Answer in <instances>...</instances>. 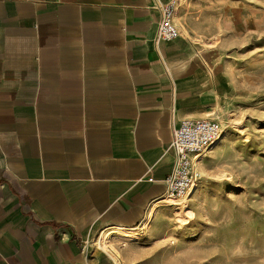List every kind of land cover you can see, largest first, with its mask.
<instances>
[{
	"label": "crops",
	"instance_id": "0c3cea01",
	"mask_svg": "<svg viewBox=\"0 0 264 264\" xmlns=\"http://www.w3.org/2000/svg\"><path fill=\"white\" fill-rule=\"evenodd\" d=\"M169 1L0 0V264H114L99 237L151 225L211 74L155 46Z\"/></svg>",
	"mask_w": 264,
	"mask_h": 264
},
{
	"label": "rangeland",
	"instance_id": "374dc122",
	"mask_svg": "<svg viewBox=\"0 0 264 264\" xmlns=\"http://www.w3.org/2000/svg\"><path fill=\"white\" fill-rule=\"evenodd\" d=\"M175 1L177 39L211 71L205 70L209 90L200 119L217 121L223 141L208 161L203 157L209 152L203 155L185 205L164 198L134 240H111L119 256L111 259L264 264V0ZM155 223L160 236L150 233Z\"/></svg>",
	"mask_w": 264,
	"mask_h": 264
},
{
	"label": "built area",
	"instance_id": "2783aa9c",
	"mask_svg": "<svg viewBox=\"0 0 264 264\" xmlns=\"http://www.w3.org/2000/svg\"><path fill=\"white\" fill-rule=\"evenodd\" d=\"M157 10L156 47L179 37L174 21L176 1L158 3ZM221 135V125L211 119H184L173 126L171 149L174 159L170 174L162 181L165 199L178 200L189 196L200 179L198 168L203 155L214 147Z\"/></svg>",
	"mask_w": 264,
	"mask_h": 264
},
{
	"label": "bare ground",
	"instance_id": "6f19581e",
	"mask_svg": "<svg viewBox=\"0 0 264 264\" xmlns=\"http://www.w3.org/2000/svg\"><path fill=\"white\" fill-rule=\"evenodd\" d=\"M175 15H176V13H175ZM174 19H175V16H174ZM221 137H222V135H221ZM221 137L219 138V140L216 142V144L215 145H217L218 144V142L220 141V139H221ZM214 145V146H215ZM196 186L197 185H195L194 186V188L192 189V191L190 192V194H189V196L188 197H186V198H183L182 200H180L179 202H176L175 200H177V199H175V200H173V202H172V204L173 205H185L184 203L186 202V201H188V199H189V197H191V195L194 193V191L196 190ZM185 208V207H184ZM153 211H154V208H151V212H150V215H149V217H151L152 216V213H153ZM187 212V211H186ZM147 219H149L148 217H147ZM182 219V218H181ZM146 220V219H145ZM182 221V220H181ZM186 221V220H185ZM145 226H147V224L145 223ZM138 236V233H136V232H133V233H131V234H129V233H127V234H125V233H122V232H116V231H112V232H110V233H105V234H102L101 235V237H99L100 239H99V246L104 250V251H106L109 255H110V257H112L114 260H118V258H119V256H118V253H117V251L112 247V244H111V239H113V238H117V237H121V238H128V239H133V238H136ZM134 240V239H133Z\"/></svg>",
	"mask_w": 264,
	"mask_h": 264
}]
</instances>
